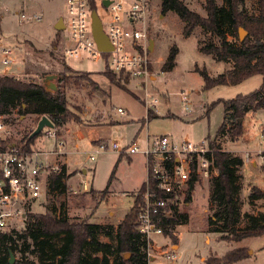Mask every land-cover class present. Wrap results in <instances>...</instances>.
<instances>
[{
    "label": "rangeland",
    "instance_id": "rangeland-1",
    "mask_svg": "<svg viewBox=\"0 0 264 264\" xmlns=\"http://www.w3.org/2000/svg\"><path fill=\"white\" fill-rule=\"evenodd\" d=\"M184 1L192 10L206 16V0ZM224 1L217 0V3L223 5ZM255 1L245 0L244 5L250 13L257 12ZM133 2L115 0L116 4H121V8L115 11L123 15ZM160 2L150 0L145 21L148 47L153 40V48L149 51L154 79L142 77L133 80L113 72L115 77L112 82L104 73L110 69L109 56L93 57L85 52L79 56H66L64 47L69 43V31L56 29L57 17L67 19L66 0H0V61L3 48H11L14 57L11 71L0 74V77L8 75L26 82L41 83L53 93L64 90L75 119L62 125L63 133L74 128L81 133L80 138L67 144L69 164L66 165L70 177L66 191L47 195L46 201L33 206V211L58 210L67 214L71 221L87 219L93 223L118 225L139 197L137 193L142 192L140 187L147 169L144 154L114 150V142L120 147L136 142L143 148L147 140L154 141L162 135H168L175 141H215L218 129L225 120V108L222 102L213 107L211 105L219 99L248 94L262 84L263 75L257 74L239 84H220L204 89V78L196 67L206 68L215 77L232 64L215 61L211 55L201 52L199 47L208 42L210 34L198 27L192 35H183L184 24L180 17L173 11L163 13ZM96 6L106 25L112 18L111 13L102 0H97ZM23 13H40L43 18L20 22ZM229 38L237 41L234 37ZM173 46L178 49L176 65L170 71H162ZM0 67L4 66L0 63ZM49 75L55 77L48 80ZM143 81L146 83L143 84ZM52 84H55V89L51 88ZM119 84L126 85V88ZM148 91L159 98V104L153 108L156 114L149 118L148 107L143 100ZM182 92L189 93V109L184 108ZM119 107L124 109V113L118 112ZM10 118L5 119L10 123V130L5 136L7 142L20 143L36 126L37 115L31 112L22 115L15 110ZM243 127V135L238 140H232L228 135L218 139L223 149L227 147L238 151V155L247 158V165L240 169V172L243 171L239 197L241 227L247 224L245 213L264 210V198L252 204L249 201L252 185H260L264 191V108L248 112ZM96 140H102L100 142L109 147L95 154V159L91 160L89 156L99 146ZM39 141L35 142V149L42 146ZM64 155H57L59 166L66 163ZM83 169L87 171L85 174ZM81 178L89 182L90 190H82ZM210 187L211 179L196 184L189 204L183 194L178 210L188 214V223L175 227L173 232L177 240L163 233L151 235L149 264H204L210 256L222 257L241 246L247 249L249 256L230 264H264V234L242 241H226L220 240L218 233L209 231L208 218L214 213L209 202ZM106 188L108 193L102 198L101 191ZM92 189L97 192L96 197L92 196ZM26 219L14 221L16 229L4 232H21L25 229ZM11 254L15 261L21 257L19 252ZM1 256L3 253L0 250Z\"/></svg>",
    "mask_w": 264,
    "mask_h": 264
},
{
    "label": "trees",
    "instance_id": "trees-1",
    "mask_svg": "<svg viewBox=\"0 0 264 264\" xmlns=\"http://www.w3.org/2000/svg\"><path fill=\"white\" fill-rule=\"evenodd\" d=\"M244 3L245 0H225L223 5H219L217 0H206L204 16L192 10L184 0L160 2L163 13L173 11L180 17L184 24L183 35H192L198 27L210 34L208 42L199 47L201 52L211 55L216 61L232 64L228 70L215 77L206 68L196 67L204 78V89L220 84H239L254 75H263V82L258 89L232 99H219L211 105L213 107L217 103H223L225 120L218 129L216 140L209 141L217 174L211 178L209 202L214 213L208 218V224L210 232L218 233L219 239L226 241H242L247 237L264 234V210L245 213L247 224L239 226L242 219L239 202L242 188L240 169L244 165V159L223 150L217 141L226 135L232 140H238L244 132L245 115L249 111L257 112L264 108V0L255 1L256 13H250ZM93 9H97L95 4ZM240 28L248 32L242 41L239 36ZM229 36L237 41L231 40ZM177 53V47L173 46L162 65V71H170L175 67ZM104 73L114 82L115 74L110 69H106ZM88 78L86 75V79ZM119 86L126 88V85ZM15 110L22 115L27 112L36 114V125L43 115H47L57 129L75 119L64 90L59 89L53 93L44 84L5 75L0 77V113L7 120ZM148 116H154V113L150 110ZM35 127L28 131L20 143L10 142L18 145L25 153L32 152L35 142L43 134L30 137ZM69 177L66 163L60 164L58 172L50 174L52 196L66 191ZM144 187L145 183L141 187L142 191ZM194 189L195 183L191 180L184 193L187 204L192 200ZM107 193L108 188L102 190V198ZM91 194L96 197L97 192L92 189ZM261 198H264V191L252 185L250 203ZM139 202L140 197H137L118 225L93 223L87 219L71 221L67 214L58 210L31 211L27 213L25 229L21 232H0V250L3 253L0 264H11L12 252L21 254L13 264H149L150 240L136 227ZM172 206L173 215L162 221L163 234L177 240L173 232L175 227L187 224L189 217L187 213L180 212L177 205ZM248 256L247 249L241 246L222 257L210 256L204 264H230Z\"/></svg>",
    "mask_w": 264,
    "mask_h": 264
},
{
    "label": "built area",
    "instance_id": "built-area-1",
    "mask_svg": "<svg viewBox=\"0 0 264 264\" xmlns=\"http://www.w3.org/2000/svg\"><path fill=\"white\" fill-rule=\"evenodd\" d=\"M109 1L106 8L112 18L106 25L102 23L112 49L102 52L97 47L91 26L92 6L96 5L97 0H66L67 19L64 23L65 29L69 31V43L64 47L66 56H79L83 52L93 57L104 54L110 58L109 68L112 72L124 74L133 80L142 77L153 80L149 36L145 25L150 0H134L123 15L115 11L121 8V4H116L115 0ZM42 18L40 13H23L19 21H39ZM1 52L0 63L4 67H0V74H8L14 62L13 50L3 48ZM146 94L143 100L150 111L157 107L159 98L149 91ZM181 94L184 108L189 109V93ZM118 112L124 113V109L119 107ZM5 117L0 113V232L16 229L14 221L24 220L35 204L46 201L47 195L52 196L49 176L59 171L56 158L65 146L60 131L46 127L41 138L50 142V145L43 142L40 148L25 153L18 145L6 141L10 123ZM108 147V144L99 142L89 158L94 160L95 154ZM112 147L126 154L142 153L146 158L147 179L143 191L137 193L140 202L136 227L150 241L152 234L163 233L162 221L173 215L172 205L179 206L183 202L188 183L194 180L196 185L217 174L209 140L175 141L168 135H162L154 141L147 140L143 148L136 142L126 147L114 142ZM80 184L83 191L90 190L85 178L81 179Z\"/></svg>",
    "mask_w": 264,
    "mask_h": 264
},
{
    "label": "water",
    "instance_id": "water-1",
    "mask_svg": "<svg viewBox=\"0 0 264 264\" xmlns=\"http://www.w3.org/2000/svg\"><path fill=\"white\" fill-rule=\"evenodd\" d=\"M109 2H110L109 0H103V5L107 6L109 4ZM91 26H92L93 36H94L95 42H96L99 50H101L102 52L110 51L112 49V45H111V42H110L108 36L105 34V32L103 30V23H102V20L99 16V13L97 12V9L92 10ZM64 28H65L64 18L60 17L56 23V29L57 30H63ZM247 34H248L247 30H245L244 28L239 29V36H240L241 41L245 39ZM149 48H150V50L153 48V40H151ZM54 77H55V75H49L47 77V79L48 80L53 79ZM48 88L49 87H47V89ZM51 88L55 89L56 88L55 84H52ZM46 127L55 128V124L47 115H43L40 118V120L38 121L35 129L31 133L30 137L33 138V137L39 135L40 133L43 132V130ZM14 262H15V257L13 254H11L10 263L13 264Z\"/></svg>",
    "mask_w": 264,
    "mask_h": 264
},
{
    "label": "crops",
    "instance_id": "crops-1",
    "mask_svg": "<svg viewBox=\"0 0 264 264\" xmlns=\"http://www.w3.org/2000/svg\"><path fill=\"white\" fill-rule=\"evenodd\" d=\"M57 20L59 19L58 17L56 18ZM214 59V58H213ZM216 61V60H215ZM154 114H156V112L154 111V109L153 110H151ZM249 112H251V111H249ZM247 115V114H246ZM246 115H245V117H246ZM148 118H149V116H148ZM111 122H114V120H112ZM244 122H245V118H244V120H243V124H244ZM102 125V124H101ZM62 127H64V126H60L59 128H58V130L60 131V133H61V136L63 137V139H64V141H65V146H64V148H63V150H62V153H64V154H66V155H64V157L66 158L65 159V162H66V164H69L68 163V152H69V150H67V144H68V142L70 141V140H75L76 138H80L81 137V133L79 132V131H77L76 132V129L74 128V129H71V130H69V132H67L66 131V133L64 134L63 133V128ZM100 141H102V140H96V142L97 143H99ZM218 141V140H217ZM41 144L44 142L45 143V145H50V142H48V141H45L43 138L42 139H40V141H39ZM219 142V141H218ZM75 143H76V141H75ZM78 144L76 143V146H77ZM223 150H225V151H229V152H231V153H233V154H235V155H238L237 154V152L238 151H235V150H229L227 147L225 148V149H223ZM239 156H241L243 159H244V165H243V167H242V170H243V168L247 165V161H246V157H243L242 155H239ZM146 159V158H145ZM147 169V168H146ZM85 170V171H84ZM87 171H86V169H83V171H82V173H86ZM243 171H241V173H242ZM82 179V178H81ZM146 179H147V171H146V176H145V180H144V182H143V184L145 183V181H146ZM143 184H142V186H143ZM141 186V187H142ZM256 186H259V187H261L260 185H256ZM140 187V188H141ZM194 192H195V190H193ZM122 219V218H121ZM106 223H111V222H103V224H106ZM113 224V223H112Z\"/></svg>",
    "mask_w": 264,
    "mask_h": 264
}]
</instances>
